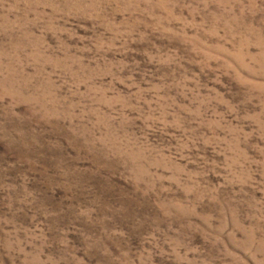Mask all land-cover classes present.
Returning <instances> with one entry per match:
<instances>
[{
  "label": "rangeland",
  "instance_id": "1",
  "mask_svg": "<svg viewBox=\"0 0 264 264\" xmlns=\"http://www.w3.org/2000/svg\"><path fill=\"white\" fill-rule=\"evenodd\" d=\"M0 264H264V0H0Z\"/></svg>",
  "mask_w": 264,
  "mask_h": 264
}]
</instances>
